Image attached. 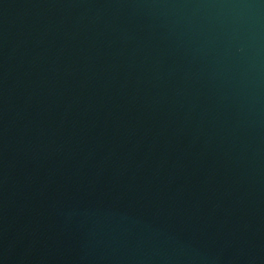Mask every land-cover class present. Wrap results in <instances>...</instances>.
Returning <instances> with one entry per match:
<instances>
[{"label": "water", "instance_id": "water-1", "mask_svg": "<svg viewBox=\"0 0 264 264\" xmlns=\"http://www.w3.org/2000/svg\"><path fill=\"white\" fill-rule=\"evenodd\" d=\"M0 264H264V0H0Z\"/></svg>", "mask_w": 264, "mask_h": 264}]
</instances>
